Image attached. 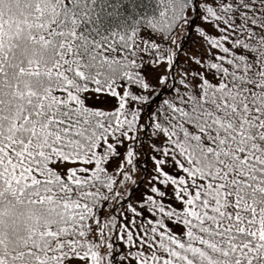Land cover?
I'll return each mask as SVG.
<instances>
[{"label":"snow or ice","instance_id":"obj_1","mask_svg":"<svg viewBox=\"0 0 264 264\" xmlns=\"http://www.w3.org/2000/svg\"><path fill=\"white\" fill-rule=\"evenodd\" d=\"M129 257L264 264V0H0V264Z\"/></svg>","mask_w":264,"mask_h":264},{"label":"trees","instance_id":"obj_2","mask_svg":"<svg viewBox=\"0 0 264 264\" xmlns=\"http://www.w3.org/2000/svg\"><path fill=\"white\" fill-rule=\"evenodd\" d=\"M225 2H232V0H225ZM257 4H258V0H257ZM256 14L257 15L260 14L258 8L256 10ZM235 19H236V23L240 22L238 14H235ZM197 24H201L203 30H205L209 36L219 38V36L221 35V33L219 32V28L215 26L214 22L197 20ZM221 27H226V26L221 25ZM251 27L253 28L254 31L257 30L256 26L252 25ZM229 32H231L230 29L227 32L223 33V35H228ZM235 38H236V34L232 33V35L230 36V40H234ZM223 43L225 44L226 47H230L228 41H223ZM183 44L186 52H189L190 54L195 53L198 58L203 57L205 63H207V61L213 56V53L222 55V53L219 52V49L209 51V46L205 42H203L201 38H199L198 34L195 33V31L192 32V34L188 37L187 40L183 42ZM181 56L183 57V53L181 54ZM180 63H182L184 67H188V64L185 63L183 59H181ZM145 159L147 158L145 157ZM109 167L113 168L115 167V164L110 165ZM143 167H146L149 174H151L150 162L147 165H143L142 168ZM141 175H143V172L141 173ZM146 191L147 189L145 184H141L138 190L131 192V200H127V199L121 200L120 204L116 206L115 210H111V211L108 206H105L104 211L99 213V218L101 222H104L105 219L109 218V214L115 217L116 227L112 230L113 235L118 237H123L124 239H116L114 241V246L121 252V254L127 253L129 251L135 252L138 249H140V246L137 243V238L143 235V233L140 231V228L142 225L146 224L147 219L152 218L150 213L140 209L138 203V201L141 198L140 194ZM170 202L171 201H166V203H170ZM129 203H132L133 206L137 208V211L141 212V215L139 217H137L135 213L128 211ZM121 225L123 226V229H126L127 231L133 233V240L134 243H136V247H130L128 244L125 243L126 231L121 229L120 227ZM126 264H134V261L132 260L131 257H129V260L126 262Z\"/></svg>","mask_w":264,"mask_h":264},{"label":"rangeland","instance_id":"obj_3","mask_svg":"<svg viewBox=\"0 0 264 264\" xmlns=\"http://www.w3.org/2000/svg\"><path fill=\"white\" fill-rule=\"evenodd\" d=\"M154 82V81H153Z\"/></svg>","mask_w":264,"mask_h":264}]
</instances>
